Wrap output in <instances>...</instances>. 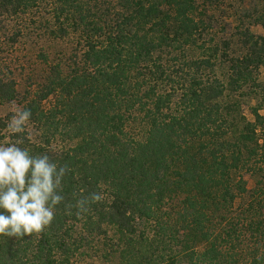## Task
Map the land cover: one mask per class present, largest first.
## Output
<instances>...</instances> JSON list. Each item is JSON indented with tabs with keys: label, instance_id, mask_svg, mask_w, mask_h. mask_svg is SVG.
Here are the masks:
<instances>
[{
	"label": "trees",
	"instance_id": "1",
	"mask_svg": "<svg viewBox=\"0 0 264 264\" xmlns=\"http://www.w3.org/2000/svg\"><path fill=\"white\" fill-rule=\"evenodd\" d=\"M262 1L249 18L264 28ZM42 2L31 22L77 50L22 102L36 139L9 138L71 171L52 224L0 237V264H75L92 247L114 264H264V35L238 23L220 39L225 0H0V37L15 43L26 27L9 21ZM16 98L0 71V102Z\"/></svg>",
	"mask_w": 264,
	"mask_h": 264
},
{
	"label": "rangeland",
	"instance_id": "2",
	"mask_svg": "<svg viewBox=\"0 0 264 264\" xmlns=\"http://www.w3.org/2000/svg\"><path fill=\"white\" fill-rule=\"evenodd\" d=\"M107 1V0H105ZM262 0H225L220 8L217 7L215 28L219 30V38L228 40L234 27L238 23L248 25L252 33L256 36L264 35V28L257 23H253L252 18H249L251 13L262 10ZM39 9H36L27 16H20L18 19H11L9 21V28L14 32L22 30V36L17 38L15 43L9 39L11 35H2L0 42V71L7 78L14 81L17 90V98L13 102H0V124L5 123V126L10 119L12 112L11 108L13 103L16 106L22 107V102L29 94L32 96L40 88L39 85L43 81V77L50 69L59 63L63 65L68 62L69 57L77 50L76 42H78L77 35L71 33L68 39L62 41H53L49 39L47 33L40 31V29L31 22V19L43 18L45 16L44 10L46 5L42 2ZM213 13H211L212 15ZM29 25V27H27ZM29 28V29H28ZM223 30V31H221ZM31 32V34H28ZM61 65V66H63ZM60 67V66H59ZM63 66V69H66ZM261 77L264 78V69L260 71ZM55 97H50L43 103L45 109H49L55 104ZM256 101L245 104L244 111L250 120H254L251 114V107L255 106ZM252 105V106H250ZM250 106V107H249ZM264 115V112H261ZM28 125V133L33 139H36L39 134ZM0 142L7 141L11 143L9 134L5 131V127L1 128L0 125ZM247 181L248 189H253L256 183V177L248 173H243ZM94 249L86 248L82 255L80 254L74 259L75 264H114L113 262H104L101 260ZM83 251V250H82Z\"/></svg>",
	"mask_w": 264,
	"mask_h": 264
},
{
	"label": "clouds",
	"instance_id": "3",
	"mask_svg": "<svg viewBox=\"0 0 264 264\" xmlns=\"http://www.w3.org/2000/svg\"><path fill=\"white\" fill-rule=\"evenodd\" d=\"M11 112L5 131L30 141L31 111L13 103ZM21 144L19 139L0 142V237L23 238L43 232L64 203L63 182L71 169L53 162L47 154H33ZM103 198V192H93L78 199L75 207L83 213L90 203Z\"/></svg>",
	"mask_w": 264,
	"mask_h": 264
}]
</instances>
